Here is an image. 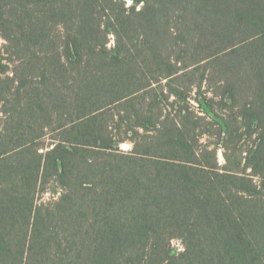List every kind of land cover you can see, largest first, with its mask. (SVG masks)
<instances>
[{
  "label": "trees",
  "instance_id": "1",
  "mask_svg": "<svg viewBox=\"0 0 264 264\" xmlns=\"http://www.w3.org/2000/svg\"><path fill=\"white\" fill-rule=\"evenodd\" d=\"M128 1L0 0V264H264V0Z\"/></svg>",
  "mask_w": 264,
  "mask_h": 264
},
{
  "label": "rangeland",
  "instance_id": "2",
  "mask_svg": "<svg viewBox=\"0 0 264 264\" xmlns=\"http://www.w3.org/2000/svg\"><path fill=\"white\" fill-rule=\"evenodd\" d=\"M131 4H132L131 0L128 1V5H131ZM3 42H4L3 39L0 37V46L2 45ZM113 45H114V35L111 34L109 46L111 47ZM122 148L125 150H129L131 148V144L124 143V144H122ZM219 161L221 164L225 163V158L223 156V149L219 150ZM52 195L53 194H51V193H47L44 198H50ZM172 246L174 248V251H176V252H180L181 250H183V244H182L181 240L174 239L172 242Z\"/></svg>",
  "mask_w": 264,
  "mask_h": 264
}]
</instances>
